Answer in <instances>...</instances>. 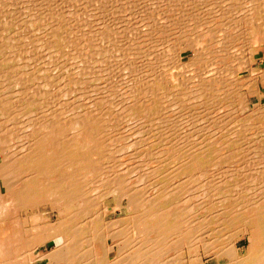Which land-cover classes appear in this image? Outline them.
<instances>
[{
    "label": "bare ground",
    "instance_id": "obj_1",
    "mask_svg": "<svg viewBox=\"0 0 264 264\" xmlns=\"http://www.w3.org/2000/svg\"><path fill=\"white\" fill-rule=\"evenodd\" d=\"M218 1L198 35L230 56L195 76L201 1L0 0V264H264V162L215 186L235 153L194 142L197 111L264 120V0Z\"/></svg>",
    "mask_w": 264,
    "mask_h": 264
},
{
    "label": "rangeland",
    "instance_id": "obj_2",
    "mask_svg": "<svg viewBox=\"0 0 264 264\" xmlns=\"http://www.w3.org/2000/svg\"><path fill=\"white\" fill-rule=\"evenodd\" d=\"M201 1V3L203 2V5L200 7V9L201 10H198V9H196V7H195V35L197 36V38L195 37V42H196V44H195V52L197 51V53H195V58H197V60H195V62L196 61H198V59H201L202 58V60H199L198 61V63L196 62L195 63V76L196 75H198V76H201V74L200 73H203L204 72V69H205V72H208V70L210 71V72H212V71H215V70H217L220 66V68H224V66L225 65H227V61H226V59L228 60V58H227V56L226 55H228V57L230 56V50L228 49V46H225L224 48H223V51H222V53H220V54H218L217 53V47H216V45H217V43H218V41H219V39H221V38H225L226 36H228L229 34H228V32L225 30H223L222 28H219V33H220V35H219V33H217V34H215V36L213 37L214 38V40H213V38H212V42L210 41V40H207L206 38H202V37H200L198 34H200V33H205L206 31L207 32H209L210 30H214V28L215 27H213V25H216V20L215 19H212V20H215V23L213 24H204V21H205V23H206V21L207 20H209L208 18H210V14H212V16H214L215 14H214V12H212L213 11V9L212 8H214L213 7V5H215V9H220L221 8V5H218L219 4V1L218 0H195V3H197V2H200ZM241 1V0H240ZM206 3V4H205ZM210 4H212V6L210 5ZM227 5H229L228 3H226L225 2V5H224V8H227L226 6ZM232 5V4H231ZM231 5H229V9L231 10V11H236V6H235V4H234V7H231ZM211 6V7H210ZM218 6H220V7H218ZM211 9H212V11H211ZM235 9V10H234ZM200 11V12H199ZM209 11H210V13H209ZM206 14V15H205ZM214 14V15H213ZM208 15V16H207ZM199 19V20H198ZM204 29H202V28ZM212 28V29H211ZM200 29H202V32H197L198 30H200ZM210 29V30H209ZM222 29V30H221ZM197 30V31H196ZM215 30H216V28H215ZM214 30V31H215ZM218 30H216V32H217ZM224 32V33H223ZM225 32L228 34H225ZM221 33H223L224 34V36H223V34H221ZM218 36V37H217ZM219 36H220V38H219ZM217 38V39H216ZM198 40H199V42H198ZM206 41V42H205ZM207 41H209V42H207ZM215 41V42H214ZM205 42V43H204ZM217 42V43H216ZM213 44H215V45H213ZM237 44V43H236ZM211 45H212V47H211ZM236 46H237V48H236ZM239 47V45H235V49H236V53H238L239 51H240V47ZM214 49H216V50H214ZM199 50V51H198ZM212 50V51H211ZM203 52V53H202ZM226 52V53H225ZM227 52H228V54H227ZM206 53V54H205ZM224 53V54H223ZM198 54H200V55H198ZM207 55V56H204V55ZM226 54V55H225ZM201 55H203L202 57H201ZM217 55V56H216ZM254 55V56H253ZM197 56V57H196ZM221 56V57H220ZM226 58H225V57ZM222 58V59H221ZM220 60V61H219ZM202 61V62H201ZM226 61V62H225ZM252 61H253V67L255 68V70L256 71H259V70H264V46H262V45H259V46H256L255 48H254V51H253V53H252ZM204 62V63H203ZM198 64V65H197ZM200 65V66H199ZM220 65V66H219ZM224 65V66H223ZM216 68V69H215ZM222 68V69H223ZM222 69H219V70H222ZM201 70V71H200ZM197 72H200V73H197ZM246 73H240L239 74V76L240 77H242V76H244ZM118 75V74H117ZM225 79V78H224ZM258 83V86H259V91L261 92V94H262V98H261V100H260V102H259V104L260 105H264V81H258L257 82ZM249 96L250 97H252V94L251 93H249ZM252 99V98H251ZM202 105L203 104H200L199 106L197 105V106H195V109L197 110V108H199L200 106V108H202ZM197 107V108H196ZM213 107V106H212ZM222 107V109L220 110H218L217 111V109L216 108H219V106L217 107V106H215L214 108H212L213 110H210L212 113H214V114H211V112L209 111V109H207V111L206 112H204L203 114L201 113V115H200V112H196V110H195V112H196V114L195 115H198V116H196L197 118L195 119V135H194V142L195 141H197V140H201L200 138H202V139H209V141L213 144V145H215V146H218V147H223V149H221L220 150V153H221V155H223V154H234L235 156H232L233 158H231L232 160H230V162L227 164L228 166H230V167H228V166H226V164H224V163H222V165H212L211 167H210V169H211V171L213 172V175L214 176H217V177H219V178H225L226 180H227V182L226 183H224V185H223V183H221V184H218V183H213L212 185H215V186H217V185H219V186H230V187H234L237 183V181L236 182H234V183H231L230 182V180L231 179H233V178H235V179H257L258 177H260L261 175H259L257 172H255V173H248V171L249 172H254L253 171V169H255L256 171H259V170H261V169H263V168H261L262 166H261V164H259L261 167H259V165H257L255 168H253L252 169V167H248L247 165H245V164H247V162L246 161H248V160H253V161H255L257 158V160H258V162H264V149L261 147V146H263L264 147V120L262 121V122H260L259 124H260V133L259 134H255V132L253 133V134H251V132H249L250 130H252L251 129V127L249 128H246L247 127V125H244L242 122H241V120L243 121V118L242 117H240V116H238V115H240V114H242V115H245V113H246V111L249 109V108H253L254 107V104H251V105H249L247 108H245L244 109V107L242 106H240L239 107V109L238 108H236L235 110H233V111H235L236 112V110H238V111H245V112H239L238 113V111H237V113H238V115H237V113H236V117L238 118H235V119H233V118H231L230 117V112L228 111V107H226V106H220V108ZM225 107H226V109H225ZM199 108V109H200ZM198 109V110H199ZM241 109V110H240ZM216 110V111H215ZM222 110H224L225 112H226V114L224 113V111H222ZM215 111V112H214ZM223 112V113H222ZM228 112V113H227ZM199 113V114H198ZM222 113V114H221ZM211 114V115H210ZM220 114V116L221 117H219L218 115ZM229 114V115H228ZM204 115V116H203ZM217 117H216V116ZM224 117H223V116ZM201 116V117H200ZM207 117L208 119H207V121H205V119L206 118H203V117ZM211 116V117H210ZM228 116H229V118L230 119H228ZM198 117H200V118H202L204 121H201L202 119H200V118H198ZM210 117V118H209ZM219 117V118H218ZM227 117V118H226ZM244 117V116H243ZM211 118H213V119H215V121H218V124H216L215 125V121L213 120V122H211L212 120H211ZM241 118V119H240ZM198 119H200V120H198ZM218 119V120H217ZM221 119V120H220ZM224 119H227L228 120V122L226 121V120H224ZM197 120V121H196ZM224 120V121H223ZM233 120H234V124L232 123L233 122ZM237 120H239V121H237ZM209 121V122H208ZM221 121V122H220ZM232 121V122H231ZM237 121V122H236ZM200 122V123H199ZM204 122H206V123H204ZM220 122V123H219ZM198 123V124H197ZM207 123H210V125L208 124V126L206 127L205 125H203V124H206L207 125ZM213 123H214V125H213ZM217 123V122H216ZM225 123V124H224ZM238 123H240L239 125H238ZM242 123V124H241ZM258 123V122H257ZM211 124L213 125V126H211ZM228 124V126H229V128H226L225 126ZM224 125V126H223ZM234 125V126H233ZM204 126V127H203ZM227 126V127H228ZM233 126V127H232ZM214 127H216L217 129H219L220 127V131L219 130H216V128H214ZM238 129H237V128ZM223 128V130L221 131V129ZM226 128V129H225ZM232 128H234L233 130H236L235 131V133L234 134H231L229 131H232ZM199 129V130H198ZM215 129V130H214ZM231 129V130H230ZM202 130V131H201ZM210 130H211V132H212V130L214 131V132H216V133H214L213 135L210 133ZM225 130V131H224ZM201 132V133H200ZM204 132V133H203ZM228 132L230 133V134H228ZM223 133V134H222ZM227 133V134H226ZM238 133V135H236ZM240 133V134H239ZM252 136H251V135ZM198 135V136H197ZM225 135V136H224ZM236 135V136H235ZM256 135V136H255ZM232 136V137H231ZM254 136V137H253ZM152 137V138H151ZM156 136H149V139L151 138V139H153V138H155ZM163 137H166V136H163ZM237 140V141H236ZM220 142H221V144H220ZM218 143V144H217ZM225 143H227V145L225 144ZM228 143H229V145H228ZM259 145H258V144ZM217 144V145H216ZM232 144H234L235 146H232L231 147V145ZM224 146H225V148L227 147V149H228V151H227V149H225L224 148ZM245 146V148H246V150L247 151H245V149H243V147ZM248 146H250V147H248ZM258 146H259V148H260V150L259 151H257V152H253V148L254 147H257L256 149H259L258 148ZM234 147V150H232V148ZM242 147V149H240ZM247 147L249 148V149H247ZM252 147V149H250ZM231 148V149H230ZM224 149H225V151H224ZM237 150V151H236ZM230 151V152H229ZM233 151V152H232ZM240 151V152H239ZM227 152V153H226ZM253 152V153H252ZM250 155H249V154ZM258 154V155H255V154ZM232 154V155H233ZM239 154V155H238ZM254 154V155H253ZM247 156V157H246ZM251 156V157H250ZM255 159H253V158ZM250 158H252V159H250ZM262 159V160H261ZM257 160L255 161V162H257ZM261 160V161H260ZM233 161V162H232ZM235 161V162H234ZM250 161H248L249 162V166H251L250 164L252 163V161L250 162ZM217 166V167H216ZM247 166V167H246ZM229 168V169H228ZM258 168V169H257ZM230 169H232L231 171H230V173H226V174H224L223 175V173H222V171L221 170H223V171H229ZM234 169H235V172H234ZM251 169H252V171H251ZM220 170V171H219ZM215 171H217V172H215ZM211 172V173H212ZM234 172V174H232ZM238 172V173H237ZM216 173H218V174H216ZM220 173H222V175L220 174ZM232 175V176H231ZM229 178H228V177ZM257 177V178H256ZM203 184H205V182L203 183ZM226 184V185H225ZM233 185V186H232ZM239 185H240V187L242 188L241 190L242 191H248V187L251 189V191L252 190H254L253 189V187H256V185L257 186H262V183H261V185H260V183H259V185H258V183L255 181V182H250V181H244V182H239L238 184H237V187H239ZM264 185V184H263ZM250 189H249V191H250ZM246 243V240H244V239H242V240H240L239 242H238V245H243V244H245ZM52 247V242H50L49 244H47L46 246L45 245H41V246H39L36 250H34V251H32L31 252V255L32 256H34V255H38V254H42V253H44V252H46L47 250H49L50 248ZM34 264H37V263H34ZM54 264H62V263H54Z\"/></svg>",
    "mask_w": 264,
    "mask_h": 264
}]
</instances>
